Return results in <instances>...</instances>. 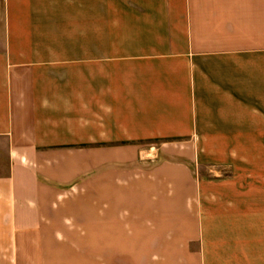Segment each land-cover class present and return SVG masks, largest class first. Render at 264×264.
Returning a JSON list of instances; mask_svg holds the SVG:
<instances>
[{
    "label": "crops",
    "instance_id": "obj_1",
    "mask_svg": "<svg viewBox=\"0 0 264 264\" xmlns=\"http://www.w3.org/2000/svg\"><path fill=\"white\" fill-rule=\"evenodd\" d=\"M0 264H264V0H0Z\"/></svg>",
    "mask_w": 264,
    "mask_h": 264
}]
</instances>
